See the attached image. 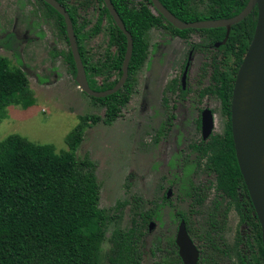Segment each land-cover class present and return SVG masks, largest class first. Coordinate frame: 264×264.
<instances>
[{
    "label": "trees",
    "instance_id": "obj_1",
    "mask_svg": "<svg viewBox=\"0 0 264 264\" xmlns=\"http://www.w3.org/2000/svg\"><path fill=\"white\" fill-rule=\"evenodd\" d=\"M41 1L56 14L69 42L64 17L51 5ZM59 1L67 7L73 20L90 86L95 90L112 88L123 73L127 36L117 26L104 0H100L102 6L98 18L89 32L84 31L88 19L85 17L80 22V8L69 5L67 0ZM160 1L184 21L229 18L241 12L249 2ZM112 2L132 34L133 54L129 78L118 92L102 98L89 95L107 107L105 123H112L132 99L133 77L148 57L147 35L152 28H164L185 40L193 32L201 34L203 42L192 43L194 50L208 53L207 60L201 66V94L218 97L227 120L223 133H214L208 139L190 145L197 159L188 166L202 165L209 176L205 183L189 184L190 205H202L206 200V192L215 190L206 226L197 222L195 210H178L164 192L160 201L154 207L151 206L143 218L146 224L151 220L162 224L166 222L163 208L167 205L174 208L169 213L172 218L169 223L173 221V227L164 232L162 244L159 242L157 249L168 253L166 264H183L176 244V231L180 220L185 219L188 232L200 249L199 264H264L262 228L238 164L231 124L235 80L255 33L257 8L234 24L227 42L216 47V43L225 38L226 27L181 30L167 21L154 8L151 0ZM80 5L87 8L90 1L81 0ZM105 16L111 20L109 43L115 46L116 52L106 50L94 62L84 47V41L101 32ZM67 58L75 77L77 68L71 49ZM99 75L104 76L98 85L94 77ZM208 77L210 85L206 86L204 82ZM175 81L170 86L172 89ZM28 90L27 74L23 70L11 68L8 60L0 56V109L19 103ZM82 137V129L70 135V149L62 153H56L52 145L35 144L15 134L0 143V264H143L142 236L148 232L149 225L145 232L137 225L117 229L110 254L106 261L102 258V248L107 240V224L112 218L100 207V185L95 162L76 155ZM172 186L179 196L184 187L176 180ZM232 209L239 215V225L247 231V234L243 230L237 231L235 261L223 235Z\"/></svg>",
    "mask_w": 264,
    "mask_h": 264
},
{
    "label": "rangeland",
    "instance_id": "obj_2",
    "mask_svg": "<svg viewBox=\"0 0 264 264\" xmlns=\"http://www.w3.org/2000/svg\"><path fill=\"white\" fill-rule=\"evenodd\" d=\"M67 1L80 8V22L85 17L88 19L84 31L89 32L102 2L89 0V7L85 8L80 5L81 0ZM110 24V18L105 16L101 32L84 41L94 62L106 50L116 52L109 43ZM147 38L148 57L134 74L132 99L107 124L104 121L107 107L85 94L75 80L67 58L70 43L56 14L41 0H0V56L8 60L11 68L23 70L29 80V90L19 103L0 109V143L15 134L35 144L52 145L56 153H62L70 149V135L82 129L76 155L95 162L100 207L112 218L102 248L104 261L110 254L115 231L137 225L145 232L149 224L143 218L169 188H172L173 206L178 210H195V218L202 226L207 224L215 198V190L210 189L202 205H190L189 184L197 185L209 179L202 165L188 166L195 160L188 144L200 137L195 129L197 112L189 104L173 109L172 104L178 99L167 88L174 78H181L183 60L193 42H203L201 34L193 32L184 40L165 29L152 28ZM204 59L202 51L197 50L189 81L192 87L200 76L199 66ZM103 76L94 77L98 85ZM203 103L215 108L214 132L223 133L227 120L219 112L218 99H205ZM170 111L175 114V120L164 139L158 129ZM174 180L184 187L179 196L176 188L171 187ZM163 210L166 222L153 220L154 228L142 236L143 264H166L168 253L157 247L159 242L162 244L164 232L173 227L169 213L174 208L167 205ZM239 220L238 213L232 209L223 232L234 261L237 231L247 234Z\"/></svg>",
    "mask_w": 264,
    "mask_h": 264
},
{
    "label": "water",
    "instance_id": "obj_3",
    "mask_svg": "<svg viewBox=\"0 0 264 264\" xmlns=\"http://www.w3.org/2000/svg\"><path fill=\"white\" fill-rule=\"evenodd\" d=\"M44 1L65 19L67 36L77 68L75 80L79 88L86 94L97 98L118 92L129 77L130 61L133 54V37L112 0H104V3L118 27L127 36V50L121 77L112 88L106 90H95L89 84L74 23L67 7L59 0ZM151 1L156 10L178 29L226 27L225 38L216 43L217 47L227 42L234 24L242 21L257 8L258 18L255 33L235 80L231 102V124L238 164L261 224L264 247V0H249L241 12L229 18L195 21H184L178 18L160 0ZM187 72L188 68H186L182 78L184 85L186 84ZM247 81L250 82L248 88L245 86ZM243 97H247L246 101L242 100ZM202 124L204 137H207L214 127V116L210 109L205 110ZM171 194L172 189H169L168 196L170 197ZM154 226L155 222H150V230ZM176 243L183 264L199 263L200 250L190 236L184 219L178 226Z\"/></svg>",
    "mask_w": 264,
    "mask_h": 264
},
{
    "label": "flooded vegetation",
    "instance_id": "obj_4",
    "mask_svg": "<svg viewBox=\"0 0 264 264\" xmlns=\"http://www.w3.org/2000/svg\"><path fill=\"white\" fill-rule=\"evenodd\" d=\"M44 1V0H43ZM45 2V1H44ZM155 8V7H154ZM156 9V8H155ZM166 19V18H165ZM167 20V19H166ZM168 21V20H167ZM118 26V25H117ZM158 29H164V28H158ZM166 30V29H165ZM167 32H169L168 30H166ZM170 33V32H169ZM171 34V33H170ZM172 35V34H171ZM174 36V35H173ZM179 37V36H177ZM181 38V37H180ZM183 39V38H182ZM185 40V39H184ZM147 41H148V44H149V40L147 38ZM217 47V46H216ZM219 47V46H218ZM148 50H149V46H148ZM197 50H200V49H197ZM197 50H194L192 48V45H191V50L189 51L188 55L184 58L183 60V64H182V73H181V78L178 79V78H174L171 83L168 85V90L170 92H172L173 94L176 95V100L173 104H172V108L173 109H177L179 108L181 105H185V104H189L191 105L192 109L195 110L197 112V117L195 118V129L198 130L200 132V137L196 140V141H190V143L188 144V147L190 148V145L191 144H194V143H200L201 140H206L208 139L212 134H214V128H215V116H216V111H215V108H212L211 105L209 104H206V103H203V100H210L211 98H215V99H218L219 101V104H220V108H219V112L220 114L223 115V111H222V102L221 100L216 97V96H210L208 93L203 95L201 94V88L199 87V78L197 79V82H196V85L195 87H192L191 86V83L189 82L190 81V75H191V71H192V67H193V57L194 55L196 54V51ZM205 59L207 60V56H208V53L207 52H204L203 50H201ZM201 63V65L199 66V70H200V75H201V66L203 64V62ZM188 66V67H187ZM186 68H188V72H187V79H186V84L184 85L183 84V81H182V78H183V75H184V72L186 70ZM76 77V76H75ZM129 78V77H128ZM128 80V79H127ZM174 80L175 81V86L174 88L172 89L170 86L174 83ZM118 82V81H117ZM126 84V83H125ZM205 85L206 86H209L210 85V79L209 77L206 78L205 80ZM109 89V88H108ZM182 89L184 90V92L182 91ZM165 102H166V98L164 99ZM167 103L165 104V107L167 108ZM207 109H210L213 113V116H214V127L212 129V132L207 136V137H204V131H203V124H202V120H203V114L205 112V110ZM224 116V115H223ZM169 118H171V121H169ZM175 120V114L173 112H169L168 113V116H167V119L162 122V124L164 125H160L159 129H158V132L162 135V137L164 139H166L169 135V132L172 130V127H173V122ZM158 142V141H157ZM194 154V157H195V160L197 159V155L195 153ZM203 161H205V159H203ZM169 189H172V188H169ZM169 189L166 191V198L167 199H170V197L168 196V192H169ZM172 195V194H171ZM235 210V209H234ZM182 220V219H181ZM180 220V222H181ZM185 220V219H184ZM153 220H151L150 222H152ZM179 222V224H180ZM186 222V221H185ZM178 224V226H179ZM149 226H150V223H149ZM150 229V228H149ZM177 231H178V228H177ZM177 231H176V234H177ZM191 236V235H190ZM177 244V243H176ZM196 244V243H195ZM198 247V246H197ZM179 248V247H178ZM200 250V249H199ZM200 260V259H199ZM199 264V263H198Z\"/></svg>",
    "mask_w": 264,
    "mask_h": 264
},
{
    "label": "bare ground",
    "instance_id": "obj_5",
    "mask_svg": "<svg viewBox=\"0 0 264 264\" xmlns=\"http://www.w3.org/2000/svg\"><path fill=\"white\" fill-rule=\"evenodd\" d=\"M249 84H250L249 81H247V82L245 83L246 88H248ZM246 99H247V97H243V98H242L243 101H246ZM242 106H243V105H242Z\"/></svg>",
    "mask_w": 264,
    "mask_h": 264
}]
</instances>
